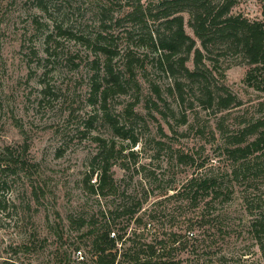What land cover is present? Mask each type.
<instances>
[{"label": "rangeland", "instance_id": "rangeland-1", "mask_svg": "<svg viewBox=\"0 0 264 264\" xmlns=\"http://www.w3.org/2000/svg\"><path fill=\"white\" fill-rule=\"evenodd\" d=\"M152 1L0 0V264H81L91 252L79 219L106 210L125 225L119 212L136 203L148 221L146 240L154 228L185 233L190 219L201 218L189 230L199 240V263H264L250 229L252 215L264 211V169L254 164L235 178L223 150L224 138L243 126L238 121L262 115L264 90L244 81L240 56L217 51L204 60L208 88H225L240 103L205 107L197 82L156 62L148 40L155 24L124 16ZM232 12L264 20V0H238ZM185 31L194 37L186 23ZM101 46L111 51L115 80ZM174 79L185 81L183 100ZM103 146L112 148L115 181L104 197L88 188ZM204 176L222 184L217 196L193 206L171 197Z\"/></svg>", "mask_w": 264, "mask_h": 264}, {"label": "trees", "instance_id": "trees-1", "mask_svg": "<svg viewBox=\"0 0 264 264\" xmlns=\"http://www.w3.org/2000/svg\"><path fill=\"white\" fill-rule=\"evenodd\" d=\"M237 2L238 0H154L145 5L136 3L134 10L124 16L131 20H151L155 26L149 31L148 40L156 52V62L160 68L170 76L181 74L191 84L197 82L196 88L202 104L222 110L238 105L240 101L225 88L224 94L214 93L208 88L206 72L209 69L204 60H210L211 54L217 51L240 56L248 65L244 81L254 89L264 90V20L249 19L242 14L233 13L232 9ZM184 13L188 16L186 22ZM185 23L191 28L194 37L185 31ZM100 49L108 56L105 73L115 80L110 65L111 51L107 46H101ZM191 53L193 69L186 65ZM184 83L182 79H174L180 100H183ZM260 104L263 105L264 101ZM238 124L243 126L236 133L224 138L226 145L223 150L231 159L232 176L245 178L254 164H260L262 168L257 166L264 169V109L262 115L251 120L238 121ZM135 142L136 139H133V143ZM97 154L100 164L95 172L96 180L88 183V188L92 193L104 197L115 191L109 161L112 148L103 146ZM251 159H255L252 164L249 163ZM93 173L94 170L87 177V181ZM221 188L222 184L212 176L193 177L183 189L171 197H186L193 206L197 200L206 199L210 195L217 196ZM140 208L139 203L133 207H124L119 213L126 214L127 219L125 225L121 226H117L114 217L106 210L97 213L96 217L88 218V221L80 218L78 228L85 230L82 235L89 240L91 252V257L86 258V261L80 255L81 264H88L89 260L91 264H182L189 258L190 264H202L199 263L197 254L199 240L189 230L192 226H201L205 221L201 218L190 219L185 233L154 228L151 239L146 240L143 230L148 221H142V217L137 215ZM130 222L135 227L127 233ZM250 229L260 243L264 259V211L252 215ZM182 251H187L190 255L186 260L175 255V252ZM61 263L71 264L69 260Z\"/></svg>", "mask_w": 264, "mask_h": 264}]
</instances>
